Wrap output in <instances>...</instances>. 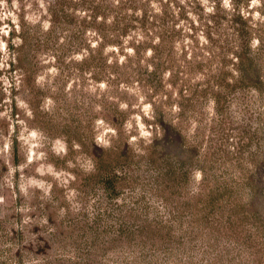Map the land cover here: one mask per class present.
Returning <instances> with one entry per match:
<instances>
[{
	"label": "rangeland",
	"instance_id": "1",
	"mask_svg": "<svg viewBox=\"0 0 264 264\" xmlns=\"http://www.w3.org/2000/svg\"><path fill=\"white\" fill-rule=\"evenodd\" d=\"M0 264H264V0H0Z\"/></svg>",
	"mask_w": 264,
	"mask_h": 264
}]
</instances>
